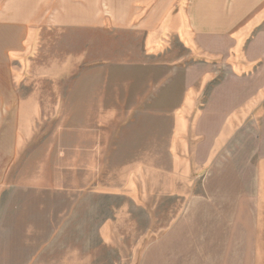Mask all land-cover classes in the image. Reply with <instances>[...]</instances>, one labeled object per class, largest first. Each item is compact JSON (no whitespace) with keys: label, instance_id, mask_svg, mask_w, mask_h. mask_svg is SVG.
<instances>
[{"label":"rangeland","instance_id":"obj_1","mask_svg":"<svg viewBox=\"0 0 264 264\" xmlns=\"http://www.w3.org/2000/svg\"><path fill=\"white\" fill-rule=\"evenodd\" d=\"M161 3L0 0V264H264V58L139 28Z\"/></svg>","mask_w":264,"mask_h":264},{"label":"crops","instance_id":"obj_2","mask_svg":"<svg viewBox=\"0 0 264 264\" xmlns=\"http://www.w3.org/2000/svg\"><path fill=\"white\" fill-rule=\"evenodd\" d=\"M161 1L154 9L156 21L152 23L149 20L139 28H171L172 34L184 36L187 47L197 43L209 56L219 58L220 64H229L238 69L252 67L264 58V52L254 56L251 51L255 45L264 48L263 38L260 36L255 40L253 37L249 40L255 28H264V0H171L169 16L168 9H163ZM166 17H170L169 27H163ZM238 74L230 70L223 79L240 78ZM236 112L230 110L225 115L232 117L225 128L238 127L235 124ZM4 127L0 122V191L19 186L10 179L11 165L18 153V130L13 134L12 131H3ZM33 262L34 258L28 260L27 264Z\"/></svg>","mask_w":264,"mask_h":264}]
</instances>
